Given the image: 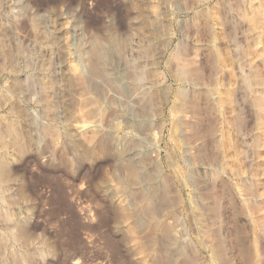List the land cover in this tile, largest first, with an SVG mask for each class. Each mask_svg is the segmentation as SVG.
I'll return each instance as SVG.
<instances>
[{
  "label": "rangeland",
  "instance_id": "1",
  "mask_svg": "<svg viewBox=\"0 0 264 264\" xmlns=\"http://www.w3.org/2000/svg\"><path fill=\"white\" fill-rule=\"evenodd\" d=\"M244 5L0 0V264H264Z\"/></svg>",
  "mask_w": 264,
  "mask_h": 264
},
{
  "label": "bare ground",
  "instance_id": "2",
  "mask_svg": "<svg viewBox=\"0 0 264 264\" xmlns=\"http://www.w3.org/2000/svg\"><path fill=\"white\" fill-rule=\"evenodd\" d=\"M244 3H245V7L246 9L249 11L252 9V6H253V11H252V14H253V17L250 19H248V25H249V29H250V35H249V44H253L256 42V40L259 38V35L261 32L264 33V0H244ZM258 49V48H257ZM255 51H257L255 49ZM263 53V52H262ZM259 54H261V52L259 51ZM264 54L260 55V60L259 62H264ZM100 56V55H99ZM258 64L256 62H254L252 64V67H254V73H253V76L251 78V85H252V88L253 90L255 91L253 94H252V102L254 103L255 105V108H256V115H257V122H258V126H262L263 125V110H264V83H262L260 80H259V74H258V70L256 69ZM117 70V69H116ZM263 80L264 78L261 77ZM261 79V80H262ZM134 96V95H132ZM130 97V96H129ZM46 100V99H45ZM48 109V108H47ZM95 122V120L93 121ZM98 122V121H97ZM41 125V124H40ZM12 126V125H11ZM96 126V125H95ZM264 126V125H263ZM93 127V126H92ZM10 129V128H9ZM43 129V128H42ZM11 130V129H10ZM14 130V129H13ZM47 130V129H46ZM45 130V131H46ZM48 132V131H47ZM46 133V132H45ZM50 133H53V132H50ZM50 133H46V135L48 136L47 137V143L50 145L51 141L53 142V140H55L58 136L60 135H57L56 133H53L52 135ZM55 134V135H54ZM16 135V134H15ZM44 136V135H43ZM56 136V138H54ZM45 137V136H44ZM54 138V139H53ZM261 138V137H260ZM257 139V140H260ZM18 138H14L12 143L13 144H16L17 145V142L19 141V139L17 140ZM262 140V138H261ZM259 141L260 144L262 146H264V140L262 141ZM4 142V141H3ZM260 145V146H261ZM18 146V145H17ZM20 146V145H19ZM259 146V145H258ZM21 147V146H20ZM17 149H19V147H17ZM4 170V169H3ZM262 223L264 225V216L262 217ZM23 229V228H22ZM23 231V230H22ZM23 258V257H22Z\"/></svg>",
  "mask_w": 264,
  "mask_h": 264
}]
</instances>
